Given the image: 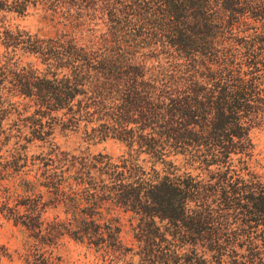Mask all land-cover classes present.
Instances as JSON below:
<instances>
[{"label":"trees","instance_id":"trees-1","mask_svg":"<svg viewBox=\"0 0 264 264\" xmlns=\"http://www.w3.org/2000/svg\"><path fill=\"white\" fill-rule=\"evenodd\" d=\"M6 2L0 1V8L5 9ZM82 2L103 7L110 22L108 31L96 40L88 39L91 46L71 34L69 39H52L53 44L48 40L37 43L28 36L29 50L42 60L46 57L54 68L20 67L0 52V91L8 82L10 95L29 98L37 111L49 114L70 109L74 97L79 101L78 114H91L89 106L100 108L96 112L104 122L100 128L86 127V136L105 140L113 135L130 149L140 143L151 158L152 173L147 176L143 166L128 169L125 162L119 165L100 154L80 160L84 169H78L84 176H70L58 167L69 162L67 157L60 151L47 152L46 211L63 207L66 217L46 219L44 231L45 210L29 198L23 203L26 213H8V219L28 232L27 260L34 249L40 251L39 257L44 256L43 264H53L52 246L67 235L86 243L101 264H244L234 258L236 234L219 231L222 214L215 216L197 203L196 208L190 205L204 196L215 197V188L201 196L200 180L191 173L177 174L172 163L171 170L160 173L155 165L167 161V152L186 154L191 148H204V155L199 153L191 162L209 169L227 162L232 153H246L251 148L249 131L255 120L264 117V74L260 68L264 65V0ZM18 7L22 13L26 4ZM2 34L5 47L27 42L17 40L21 34L10 29ZM66 35L62 37L68 38ZM138 46L159 50L160 54L149 55L158 59L156 70L148 71L145 63L136 60ZM57 69L66 72L59 76ZM10 99L5 96L7 102ZM112 105L116 110L109 115L107 108ZM53 130L49 124L46 139L51 140V150L56 147ZM36 139L43 137L33 135L26 141ZM18 151L20 148L13 146L11 158ZM220 178L230 189L237 184L231 181L229 166ZM23 183L29 184L24 179ZM240 183L246 186L243 178ZM224 191L220 203L225 202L227 208L240 205L238 187ZM249 195L258 201V210L264 211V190L249 191ZM107 201L133 212L131 246L122 239L120 218L102 212ZM253 220L264 225V213ZM244 235L252 241L251 234ZM255 236L264 246V229ZM248 251L251 264H264L256 263V253Z\"/></svg>","mask_w":264,"mask_h":264},{"label":"rangeland","instance_id":"rangeland-1","mask_svg":"<svg viewBox=\"0 0 264 264\" xmlns=\"http://www.w3.org/2000/svg\"><path fill=\"white\" fill-rule=\"evenodd\" d=\"M5 1H7L6 8H0V52L7 53L12 57L14 64L20 67L46 68V71L54 68L50 61L46 60V57L42 60L29 50L28 47H32V45L27 41L28 36H31L32 40H38L37 43H43V41L46 43L48 40L51 44L54 42L52 39L65 40L76 36L79 42L91 46L92 42L90 41L98 39L103 32L108 31L110 22L107 19L106 11L95 3L87 4L82 0ZM22 3L26 4V9L20 13L17 6ZM5 29H10L15 34H21L17 40L27 42H20L15 47H5L3 38H1ZM64 35L68 38L62 37ZM238 35H242V33L237 32ZM135 52L136 60L145 63L148 71L157 69L158 59L155 56L149 57V55L160 54L158 49L138 46ZM262 60L264 61L263 58ZM260 68L264 74V65H260ZM64 72L66 69H57L59 76H63ZM5 85L6 87L2 89L3 93L0 91V264H43L44 256L39 257L40 251L38 250L33 249V256L27 260L28 232L22 225H15L7 217L11 210L14 213H26V204L23 203L27 201V198L32 203L39 202L38 209L43 210L44 208L45 211L42 214V229L44 231H46V219L50 221L57 217L61 220L66 217L63 207H48L46 211L47 152L57 151L56 153H58L60 151L67 157L69 162L62 163L58 167L66 170V175L70 176H84L83 172L81 174L78 169V167L84 169L80 164L82 158L92 159L94 156L100 157L101 155L110 156L119 165H123L125 162L128 169L143 166L149 176L152 173L151 158L144 147L137 142L130 149L126 142L113 135L108 136L105 140L99 138L93 140L87 137L86 127L88 129L91 127L100 128L101 123L104 122V118H99L102 116L96 112L100 108L89 106L91 114H78L79 101L78 97H74L69 101L72 105L70 109L64 108L49 114L46 110L37 111L33 106V101L29 98L22 97L18 93L10 95L7 88L9 83L6 82ZM261 87H264V83L261 84ZM5 96L11 98L9 102L5 100ZM107 110L109 115H113L116 107L112 105ZM105 117L109 119L107 116ZM35 122H40L42 126ZM109 122H113V120L109 119ZM49 124H53L54 127L52 139L56 146L54 150L50 148L51 140L46 139V130ZM33 135H40L43 139L26 141ZM249 137L252 146L248 152L232 153L227 162L221 163V165H212L209 169L203 163L191 162L192 157L199 153L204 155L206 152L204 148L200 151L191 148L186 154L167 152V156H165L167 161L155 165L160 173L171 170L172 167H175L174 170L177 174L191 173L196 180H200L201 196L206 190L215 188L217 191L215 197L204 196L197 202L192 201L190 205L196 208L197 203L201 209H210L212 215L222 214L219 231L222 234L223 232L236 234L237 253L234 258L244 264H251L248 249H250V253H256V263L264 261V246L261 240L255 236L256 233L264 229V225H257L253 220L264 211L258 210L259 206L255 204L258 201L253 200L249 195V191L264 190V117L255 120L254 126L249 131ZM13 146L20 148V151L11 158ZM61 153L58 154L60 157ZM53 156L56 159L55 155ZM11 160H18V162L9 163ZM23 163L25 165L21 166ZM169 163H172L173 166L171 167ZM228 166L233 175L231 181L235 180L237 183L232 188L238 187L240 191V194L237 195L240 205H234L235 207L231 208H227L223 201L220 203L221 193L225 189L229 191L232 189H230L231 185L228 186V183L220 178L221 171ZM119 169H124V167ZM92 172H96L94 168ZM95 175L96 180L99 181L100 176L97 173ZM141 176L147 178L144 174ZM240 178L244 179L246 186L240 183ZM23 179L29 184L23 183ZM247 195L249 196L246 197ZM101 210L103 213H109L110 216L120 218L123 225L122 239L127 246H131L134 241L131 222L133 212L125 210L121 206H114L109 201L103 204ZM244 233L251 234L252 241H249ZM238 243H242V246H238ZM52 248L53 264H101L98 255L93 249L87 247L86 243H79L67 235L59 238L57 244ZM42 250L46 251V244H43ZM229 251H231V247Z\"/></svg>","mask_w":264,"mask_h":264}]
</instances>
